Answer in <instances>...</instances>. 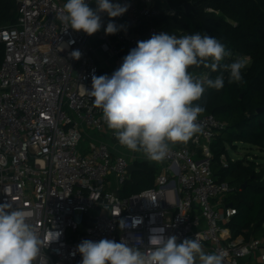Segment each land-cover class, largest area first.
Returning <instances> with one entry per match:
<instances>
[{"label": "built area", "instance_id": "1", "mask_svg": "<svg viewBox=\"0 0 264 264\" xmlns=\"http://www.w3.org/2000/svg\"><path fill=\"white\" fill-rule=\"evenodd\" d=\"M16 1V21L0 25V204L25 211L43 241V261L81 264L76 246L83 240H125L147 251L150 229L164 227L165 236H177V243L195 238L206 253H224V264H243L245 257V264H264L263 239L231 238L224 226L235 209L223 205L231 188L214 179L210 150L223 121L211 113L200 115L202 133L191 145L172 146L158 162L153 185L126 196L119 188L129 178L128 164L149 159L130 150L135 156L115 152L93 134L108 132L118 142L87 93L92 76H111L138 41L164 31L156 25L160 15L180 17L172 0H111L128 4V11L115 18L101 14L102 27L91 36L62 30L57 16L67 0ZM88 2L96 8L95 0ZM109 22L123 27L106 34ZM170 35L179 38L186 31L178 28ZM76 50L78 60L70 55ZM231 52L229 63L249 57ZM193 74L209 77L210 71ZM86 137L96 142L81 151L78 145ZM220 160L228 165L224 155ZM85 215L91 224L80 233ZM133 219L142 222L131 227ZM120 220L129 227L121 230ZM55 232L61 235L49 244Z\"/></svg>", "mask_w": 264, "mask_h": 264}, {"label": "clouds", "instance_id": "2", "mask_svg": "<svg viewBox=\"0 0 264 264\" xmlns=\"http://www.w3.org/2000/svg\"><path fill=\"white\" fill-rule=\"evenodd\" d=\"M67 0L58 14L63 31L69 28L91 36L102 27L101 14L120 17L129 5L111 0ZM123 26L109 22L106 34H115ZM79 59L76 50L70 54ZM232 56L216 37L196 32L177 37L165 31L137 42L123 58L121 66L111 76H92L94 106L102 109V118L119 144L133 152H142L147 159L163 161L171 147L186 144L203 129L198 118L205 108L198 103L206 88L217 91L224 87V72L228 83H243L242 70L249 63L247 56H237L231 63H222ZM219 72L214 79L206 74L195 75L191 67ZM142 221L133 219L131 227ZM121 230L129 227L120 220ZM149 247L141 251L125 240H83L76 246L82 255L81 264H224V253H206L198 239L185 238L177 243L175 235L165 236L164 227L150 229ZM61 233L55 232L54 239ZM43 241L22 209L11 203L0 204V264H36L42 260ZM75 255V252L73 253Z\"/></svg>", "mask_w": 264, "mask_h": 264}, {"label": "trees", "instance_id": "3", "mask_svg": "<svg viewBox=\"0 0 264 264\" xmlns=\"http://www.w3.org/2000/svg\"><path fill=\"white\" fill-rule=\"evenodd\" d=\"M182 13L180 17L160 15L156 25L170 35L183 29L186 35L200 32L216 37L226 48L248 55L249 65L242 70L243 83H228V72H224V87L217 91L207 89L198 103L205 108L203 114L211 113L224 122L211 144V169L218 182H227L230 190L223 198L224 206H232L235 213L224 223L231 238L242 236L264 240V164L255 158H232L229 148L245 143L264 149V0H172ZM191 5L184 12L183 5ZM211 7L216 11H208ZM16 0H0V25L16 21ZM3 45L0 44V62ZM230 57L222 63H229ZM210 71L214 79L220 73L203 66L191 67V73ZM201 114V115H203ZM191 145V140L186 143ZM224 155L228 161L223 166ZM139 167L133 171L119 188L121 196L129 195L153 185L158 172L156 164L148 161L135 162ZM91 224L85 215L78 231Z\"/></svg>", "mask_w": 264, "mask_h": 264}, {"label": "rangeland", "instance_id": "4", "mask_svg": "<svg viewBox=\"0 0 264 264\" xmlns=\"http://www.w3.org/2000/svg\"><path fill=\"white\" fill-rule=\"evenodd\" d=\"M90 142H96V139L95 138L86 137L85 139H82L80 141V143L78 145V148L82 151L84 148L87 147V145ZM107 142L110 144L109 141H107ZM111 144H113V146L115 147L113 142H111ZM116 148H119L120 151H123L126 154L127 157L130 156V154L128 153L129 152L128 149H126L124 147L121 148L120 146H117ZM228 150H229V153L232 156V158L247 157V156L249 158L257 157L255 159L258 162H263V164H264V149H260V148H257L255 146L253 147V146H250L249 144H245V143H237V148L236 149L229 148ZM113 188H116V183H113ZM240 262L245 264V263H247L249 261H248V258L245 257V258H242L240 260Z\"/></svg>", "mask_w": 264, "mask_h": 264}, {"label": "crops", "instance_id": "5", "mask_svg": "<svg viewBox=\"0 0 264 264\" xmlns=\"http://www.w3.org/2000/svg\"><path fill=\"white\" fill-rule=\"evenodd\" d=\"M93 133V132H92ZM93 134H95V137H97V139H99V140H103V141H109L110 142V144L109 145H111V147L113 146V144H111V142H113L114 143V145H115V147L113 146L112 147V150H114L115 152H119V153H124L123 151H120L119 150V148H116L117 146H120L121 148H123V146H121L118 142H115V141H113V140H111V139H109V137H108V132H104V133H93ZM124 148H126V147H124ZM127 149V148H126ZM129 153V152H128ZM136 155H139V153H141V154H143L142 152H134ZM125 154V153H124ZM135 154H130V157H131V155H134L135 156ZM126 155V154H125ZM133 160V163H135V162H138V161H148V162H152V163H154V164H156L157 165V167H158V170H159V164H158V162H155V161H149V160H146V159H136V158H134V159H132ZM136 164V163H135Z\"/></svg>", "mask_w": 264, "mask_h": 264}, {"label": "water", "instance_id": "6", "mask_svg": "<svg viewBox=\"0 0 264 264\" xmlns=\"http://www.w3.org/2000/svg\"><path fill=\"white\" fill-rule=\"evenodd\" d=\"M183 10H184V12H190L191 11V5L189 4V3H185L184 5H183ZM139 169V167L135 164V163H133V162H130L129 164H128V171H129V175L133 172V171H135V170H138Z\"/></svg>", "mask_w": 264, "mask_h": 264}]
</instances>
